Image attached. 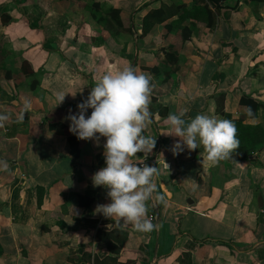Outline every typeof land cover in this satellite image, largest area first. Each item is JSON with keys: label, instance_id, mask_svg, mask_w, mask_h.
<instances>
[{"label": "crops", "instance_id": "crops-1", "mask_svg": "<svg viewBox=\"0 0 264 264\" xmlns=\"http://www.w3.org/2000/svg\"><path fill=\"white\" fill-rule=\"evenodd\" d=\"M171 3L207 0H0V264H264V141L213 165L203 147L170 156L179 138L164 133L181 112L264 129V0H227L212 27L175 15L142 35L147 13ZM128 67L151 82L156 146L134 160L157 167L145 217L156 227H121L115 257L96 239L116 223L95 213L110 199L91 181L105 138L71 145L65 117L106 72ZM246 97L260 103L255 115Z\"/></svg>", "mask_w": 264, "mask_h": 264}, {"label": "clouds", "instance_id": "clouds-1", "mask_svg": "<svg viewBox=\"0 0 264 264\" xmlns=\"http://www.w3.org/2000/svg\"><path fill=\"white\" fill-rule=\"evenodd\" d=\"M150 91L149 77L137 74L132 67L106 72L91 87L87 98L77 104L78 111L73 113L70 109L65 117L70 122L69 131L79 140L94 141L99 146L101 138H105L102 146L106 166L94 173L91 181L94 187L107 190L110 203L97 205L95 213L122 228L131 225L142 233L156 227L145 217L146 202L155 190L157 167L134 160L137 153L146 158L156 146V138L146 135L152 120ZM67 94H57L58 105ZM89 109L92 111L87 115ZM247 114L253 115L251 107ZM184 116L183 112L169 113L166 118L169 130L164 133L179 138L171 147L174 155L203 147L202 161L215 165L239 147L236 126L231 120L205 114L186 120Z\"/></svg>", "mask_w": 264, "mask_h": 264}, {"label": "trees", "instance_id": "trees-1", "mask_svg": "<svg viewBox=\"0 0 264 264\" xmlns=\"http://www.w3.org/2000/svg\"><path fill=\"white\" fill-rule=\"evenodd\" d=\"M227 0H207V3L203 6H194L192 8H188L185 5L181 4H163L159 8L150 10L147 15L142 20L143 24V34L149 32L152 27L157 23H162L167 19L178 15L180 21H184L187 18H192L197 21H203L208 26L212 27L217 23L218 12L221 8H223L222 3ZM108 14V13H107ZM109 14L113 16H120V10L114 9ZM120 24V22L118 21ZM188 28V27H187ZM189 29V28H188ZM188 37V36H187ZM243 102L247 105L246 116H248V108L251 107L253 111V115L258 112L260 108V103H256L253 98L246 97L243 98ZM222 109V108H221ZM220 110V108H219ZM244 117L239 119L231 120L236 126V136L239 140V147L234 150L231 155L228 157L233 162L244 161L248 158L249 152L253 151L257 145L264 141V129L262 126H247L244 124ZM78 138L76 136L70 137L69 140L71 145L73 141ZM74 153L78 151V149H73ZM40 202V201H39ZM96 239L99 242H103L109 251L117 257V255L121 252V248L124 246L128 239V233L121 229L119 225L116 224L115 228L112 230H105L99 228L96 233ZM112 257V256H107ZM117 258H114L116 260ZM105 261H99L97 258L95 259V264H102ZM117 264V263H116ZM127 264H134L132 261H129Z\"/></svg>", "mask_w": 264, "mask_h": 264}, {"label": "built area", "instance_id": "built-area-1", "mask_svg": "<svg viewBox=\"0 0 264 264\" xmlns=\"http://www.w3.org/2000/svg\"><path fill=\"white\" fill-rule=\"evenodd\" d=\"M139 28H140L141 30L143 29L142 21H141V23L139 24ZM169 155H170V156H175V155L172 153L171 150L169 151ZM160 163H161L162 168H163L164 170H169V169H171V168L173 167V162H172L171 160H168V159L160 160ZM144 164H145V162H144ZM141 166H142V165H141ZM154 218H155L154 214L151 213L150 216H149V220H150V221H153Z\"/></svg>", "mask_w": 264, "mask_h": 264}]
</instances>
